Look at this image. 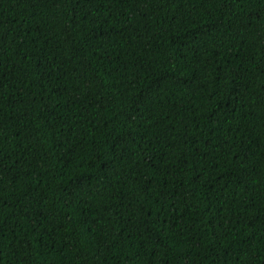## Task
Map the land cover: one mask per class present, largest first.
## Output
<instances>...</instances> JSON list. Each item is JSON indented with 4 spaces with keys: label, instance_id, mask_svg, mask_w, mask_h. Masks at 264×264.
I'll return each instance as SVG.
<instances>
[{
    "label": "trees",
    "instance_id": "1",
    "mask_svg": "<svg viewBox=\"0 0 264 264\" xmlns=\"http://www.w3.org/2000/svg\"><path fill=\"white\" fill-rule=\"evenodd\" d=\"M0 264H264V0H0Z\"/></svg>",
    "mask_w": 264,
    "mask_h": 264
}]
</instances>
